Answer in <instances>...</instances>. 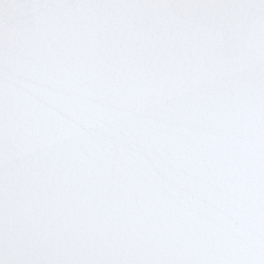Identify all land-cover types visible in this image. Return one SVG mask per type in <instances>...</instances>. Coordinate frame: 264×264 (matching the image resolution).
I'll return each mask as SVG.
<instances>
[{
    "label": "snow or ice",
    "instance_id": "6c2138e0",
    "mask_svg": "<svg viewBox=\"0 0 264 264\" xmlns=\"http://www.w3.org/2000/svg\"><path fill=\"white\" fill-rule=\"evenodd\" d=\"M0 264H264V0H0Z\"/></svg>",
    "mask_w": 264,
    "mask_h": 264
}]
</instances>
